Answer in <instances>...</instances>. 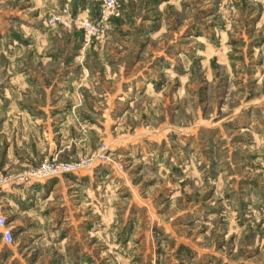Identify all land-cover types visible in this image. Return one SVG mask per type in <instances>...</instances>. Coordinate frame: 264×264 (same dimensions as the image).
<instances>
[{"label": "rangeland", "instance_id": "obj_1", "mask_svg": "<svg viewBox=\"0 0 264 264\" xmlns=\"http://www.w3.org/2000/svg\"><path fill=\"white\" fill-rule=\"evenodd\" d=\"M242 2L121 0L104 36H59L74 46L54 43L53 55L77 57L72 71L88 79L77 90L86 106L71 112L73 158L103 144L112 162L71 187L68 213L52 204L34 220L5 202L12 240L0 236V264H264V8ZM28 5L0 0L1 106L9 77L26 70L8 59L37 54L21 48ZM103 66L117 89L107 100L96 94ZM45 126L0 144L1 173L47 158L58 135Z\"/></svg>", "mask_w": 264, "mask_h": 264}, {"label": "crops", "instance_id": "obj_2", "mask_svg": "<svg viewBox=\"0 0 264 264\" xmlns=\"http://www.w3.org/2000/svg\"><path fill=\"white\" fill-rule=\"evenodd\" d=\"M27 2L29 5L26 11H31L27 14L29 17L32 14V20L28 22L31 26L26 27L25 30L26 34L32 37V40L21 48L22 52L27 51L29 47L33 48L37 54L17 55L8 59L9 65L17 64L20 70L21 68L26 70L9 77L13 87L9 86L2 91V97L7 98L8 102L0 105V111L5 114L12 113L1 121L0 144L7 145V148H10L11 144L19 145L24 136L23 127H29L34 133H38L37 129L43 128L46 124L45 127L49 131V135L57 134L58 136L54 138V141L49 138L46 140L47 147H45L44 157H56L61 158V160H66L62 159L65 157L71 159L78 155L81 145L80 136H74L77 125L73 123L74 119L71 120V112L75 108L79 110L77 107L83 109L86 106L84 95L77 90L81 85L84 86L88 79L84 76V71L82 74H75L72 71L71 64L75 62L77 57H57L52 53L53 49L58 47L56 45L61 44V42H64L65 46H70L69 44L74 46L73 40L62 41L58 39L60 35H68L69 29L59 25L47 26L45 18L42 17L58 12L61 7L72 13L93 17L98 9V1L27 0ZM242 3L247 6L246 2L243 1ZM242 3L240 4L242 5ZM119 6L122 14L123 8L121 5ZM26 11L21 9L17 12L21 14ZM19 32L21 31L19 30ZM70 33L79 35L76 30ZM54 43L56 45H53ZM56 63L59 64L62 73L59 70L56 73L50 70V65ZM105 72L106 68L103 66L101 76L104 77L101 79L102 81H99L100 84L102 82L101 89L96 94L104 98L113 97L117 94V89L111 91L107 88L106 81L108 79H106ZM91 94L96 95L94 91ZM35 118L43 119V121L38 123ZM21 158H17V160H29L27 157ZM92 171L91 168H87L70 174L33 180L29 183L5 185L0 188V208L5 209V202L9 206L11 199H17L16 209L19 217L24 216L37 220L38 217L42 216L44 209L49 208L52 204H55V208L64 207L65 212L68 213V209L74 206L73 197H75V193L71 187L75 184H78L77 186L86 184ZM51 214H53V210L48 212V218L52 216Z\"/></svg>", "mask_w": 264, "mask_h": 264}, {"label": "built area", "instance_id": "obj_3", "mask_svg": "<svg viewBox=\"0 0 264 264\" xmlns=\"http://www.w3.org/2000/svg\"><path fill=\"white\" fill-rule=\"evenodd\" d=\"M98 9L93 17L82 16L64 9L60 13H52L45 19L47 26L59 25L66 29L77 30L83 41L98 39L104 36L110 23L117 19L120 14L118 0H97ZM249 4L258 5L264 8V0H236ZM112 162L107 152V147L99 144L95 149L82 156L58 160L54 157L45 158L37 164L30 166L20 172H0V188L8 184H24L33 180L56 177L63 174H70L81 169H87L93 164ZM118 167V165H117ZM0 236L5 242L12 240L10 227L7 226L5 216L0 214Z\"/></svg>", "mask_w": 264, "mask_h": 264}]
</instances>
